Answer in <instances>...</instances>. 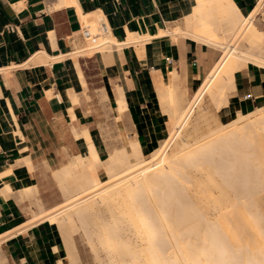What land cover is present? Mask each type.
<instances>
[{
	"label": "crops",
	"instance_id": "crops-1",
	"mask_svg": "<svg viewBox=\"0 0 264 264\" xmlns=\"http://www.w3.org/2000/svg\"><path fill=\"white\" fill-rule=\"evenodd\" d=\"M57 1L0 0V235H3L0 258L3 264L64 261V247L57 228L46 218L32 220L25 214L24 200L19 199L17 191L24 196L29 195L25 194L28 187L33 189L31 192H37L40 168L54 165L62 154H80V138L84 145L92 143L100 158L106 156L109 139L97 125L99 120L92 100L96 90L102 89L110 99L108 120L111 127H116L118 142L136 140L142 156H147V150L160 143L170 126L167 112L174 109L173 97L191 93L199 75L208 70L206 65L215 57L202 44L164 33L173 20L183 15L190 28L184 33L194 32L192 14L185 12L186 0H72L56 6ZM231 2L245 17L253 12L254 15L264 3L257 8L258 0ZM97 11L103 14L115 41H125L128 30L146 38L103 55L72 56L70 53L80 40V19L84 21V15L94 18ZM219 22L229 30L218 16L216 27L208 28L207 34L202 35L204 38L198 39L214 37ZM40 52L46 54L43 61L35 60ZM170 73L175 79H171ZM155 80L165 86L164 99L158 96ZM233 82L223 108L244 113L264 106L263 66L247 61L235 71ZM198 87L199 84L195 90ZM118 88L126 107L115 118ZM71 97L76 100L72 101Z\"/></svg>",
	"mask_w": 264,
	"mask_h": 264
},
{
	"label": "bare ground",
	"instance_id": "bare-ground-1",
	"mask_svg": "<svg viewBox=\"0 0 264 264\" xmlns=\"http://www.w3.org/2000/svg\"><path fill=\"white\" fill-rule=\"evenodd\" d=\"M71 1L72 0H58L55 3V5L60 6L64 3L71 2ZM263 1L264 0H258L257 8L263 3ZM185 2H186L185 12L190 11L193 17V21H194V32L192 31L193 33H191L190 35L197 39L198 38L203 39L204 37H202V35L207 34L208 28L214 29L216 27V19L218 16L222 18V20L229 26L228 28L230 29V31L233 33L232 30L236 29L237 26L242 24L244 20L246 21L250 19V17L254 13L253 12L250 15H248V17H245L237 9V7L231 2V0H186ZM83 19L85 22H87V25H90V27L87 28V30L90 32V34L88 33V35H90L88 36V39L90 38L91 40L94 41L93 43H91L93 45L90 46L93 49L96 48V49L105 50L104 48H106V50H109L108 47L110 46L109 44L111 43L118 46V48H121V46L123 45L135 43L139 38H146V36H141V35H138L137 33L130 32L128 30L125 41L123 40V42H117L111 37V33L107 25H106V28L108 30L106 29L107 30L106 34L103 35V32H102V35L101 36L99 35L98 37V35H95V28L93 26L96 24L98 20H101V21L102 19L105 20L103 14L100 11H97L95 13L94 18L90 17L89 15H84ZM97 25H96V28H97ZM252 31H254V29ZM96 34H98V32ZM50 36L52 35L50 34ZM208 40L210 42L211 39H207L206 41ZM230 46L228 45L229 48L227 49V53L225 51V53L222 54V56L215 62L214 66H212L211 69L207 71L206 75L204 76L203 82L200 84L198 89L195 90L190 100V103L188 105L189 107L184 112H182L180 115L175 116L173 129L169 132L167 139L160 146V148L154 150L151 153L149 158H146V159L143 158L141 148L139 147L138 142H136V140L129 141V151H130L131 156L125 155L122 152L121 154H114L111 157H108L107 159H102L98 156V154L94 151L92 143H88L87 145H84L81 148V153L78 154V156L74 157V162L71 165V167L72 166L80 167L82 172L83 171L87 172L86 175L83 174L76 179L77 180L76 181L77 186L75 187L76 192H73L71 190L68 191V189H66V191L63 192V196L65 197L64 199L65 203H62L63 206L62 205H61L62 207L59 206L60 208L51 207L47 210H43L40 203H37L39 207V211L38 213H36V215L33 214L34 216H32V220L35 219L36 217L38 219L46 218V219L51 220L52 223H54L55 225H58V223H61L64 226L70 227V229H72V227H74L73 225H75L74 219L76 217L78 219V222L80 221L81 225L85 229L86 226H89L88 222L89 224L91 223V221L89 220L90 219L89 216L92 213V209H93L91 203H93V200L97 196L96 194L87 196V194L82 195V193L86 191L87 189H89L90 187L96 186L100 184L101 182H103L98 177L99 170H103V173L106 174L107 176L106 178L109 179V181L106 179L108 181L107 185L109 186L115 185L114 187L116 188L114 191V195L119 196L121 198V204H119L117 207H114L115 206L114 203L108 204L107 212L109 215L107 213H103V215L101 214L103 218H104V214L105 215L107 214L106 216L110 217L109 220L111 221L112 219L111 222H113L114 224L110 226L107 223L108 220L106 219V217H105L106 222H104L103 218H100L101 223L102 222L104 224L107 223V225L105 224L104 227L107 226L108 230H105L106 227L104 228L103 223H102V227L100 228L99 231L104 230V232L107 231V233L105 232V234H103V232L101 231L102 233L99 232L100 235L98 234L99 236H101V234L102 236H105L107 234L106 237L109 238L110 236V240L114 239V241H112L113 244L112 243L111 244H112V247H115L113 251L118 256V258H116L117 261L115 260L116 264H142L143 263L142 261H144L145 264H202L201 261H203V258H202L203 256L201 255H204L205 257L206 256L212 257L213 253L217 249H219V251L222 254H224L226 252L224 249L226 245H230V246L232 245L234 247V250H231V252L233 251L232 252L233 258L231 257L232 258L231 260L236 261L237 259H239V256H235L236 254L241 253L240 256L241 257L243 256L241 258L242 261H240L241 259L238 260L240 261V263L238 264H264V223H261L264 221L263 220L264 218L263 219L259 218L261 217L259 215L261 213L260 211L257 212L255 210L257 209L254 206L256 203L253 204L254 208L251 207L253 210L248 208V206L250 205L249 203L250 199H252V197L250 198L249 195L248 196L250 199L246 197L249 200L248 204H246L247 202H245L244 205L242 204L239 206V203H240L239 202L237 206L235 202L236 200L238 201L239 198L241 199V197L239 196L242 193H240L239 195H234L236 197L238 196L239 198H236V200L233 199L235 202H232L229 204L227 202L226 204H224L228 207L225 213L223 211L225 210L224 208L222 210V213L218 212L219 216L217 214L216 219L213 222L210 219H208L209 217H206L207 219L205 218L204 214L206 213L207 210L204 213V208H203V211H200L199 209L200 212L199 211L197 212L203 216L199 214L197 215V213H195L197 215L195 219L194 218L195 215H193L194 210H191V206H193V204L185 200V199H188L187 197L189 196L187 195L186 184H185L186 183L185 181H187L186 180L187 178L185 177H187V174H189L188 168L192 166L199 167V165H203L206 163L208 164L209 162H207V160H209L210 157L212 158L216 157V156H212L213 154H219L220 158L224 157L222 159H218L219 157H216L215 161H213L215 162V164H212V165L211 163L213 162L211 161L213 159L211 158L212 160L211 161L209 160L210 164H208V166L210 168L208 167L207 168L210 169L211 172L210 170H208L207 172L211 174V177L213 175L214 180H215L214 178L215 174H213V171H215L216 173V170L218 169V167H220V169L222 168L221 170H224L225 168L227 169L229 166L226 167V165H228L229 162L231 164V165L229 164L230 167L233 165L232 169H230V167L227 169L229 173L224 170L225 172H227L228 175L224 173V171L223 172L219 171V172H222V175L226 174L227 176L226 175L225 176L228 178L229 176H231L230 178H232V176H235L236 174L237 178L242 179L241 178L242 173L248 176L250 170L251 172L253 171V173H255L254 171L255 168L253 166L254 164L251 163L252 161L249 162L248 164V161L250 160V159L248 160V158H250L249 154L254 153L255 151L249 152L248 149L251 147L250 145H253V144H258L259 148H264L263 138H262L264 136L263 135L264 134V107L257 108L256 109L257 113L255 114H253L255 111L254 112L251 111L252 115L251 114L249 115L247 113L244 114V115H248L249 116L248 118L246 117L242 118L241 115H239V117H237V119L239 118V120H236V121L234 120L232 121V119L229 120L232 122L229 123L227 127L224 125L225 127H223V129L221 130L219 129L217 132H213L215 133L214 137H212L213 133H212V136L209 135V137L211 136L210 139L208 137L206 139L205 138L198 139V140H195L192 144L191 143L185 144L186 142L184 144L176 143L175 147H173L171 151L166 154V150L169 144L176 137L180 138L181 136L180 132L182 128L184 127L186 120L188 119L189 115L192 113L195 106L202 100L204 94L206 93L209 94L213 102H215L216 104H220L224 102L228 103V100H229L228 92H230L229 89L233 88L234 86L233 74L235 70L238 69L240 66L238 59L240 58H243V60L254 59L260 64L264 65V59L262 58L257 59V57L256 58L249 57L247 53H244V52L236 53L235 49H233V47H230ZM85 49L89 50V47L87 48L84 47L82 49H74L72 50L71 53H74L76 55L78 54L81 55L80 52L78 51L85 50ZM40 53L37 54V56L35 57V60L43 61L46 59V58L44 59L46 54L43 53V55L45 54V56H43L42 52ZM64 57H66V55ZM156 80H155V87L157 89V93L160 94L158 96L162 95L161 97H163L164 99L167 96V93L165 96V91H166L165 86L160 82L162 81V79L160 81H156ZM115 99L117 102V106H116L117 113L122 112L125 109L126 104L121 94L120 88L118 91V96ZM160 100L162 102V98ZM168 115L171 116L170 114ZM244 115L242 114V116ZM240 118H242L243 121ZM255 141H258V142H255ZM182 142H184V139L182 140ZM254 149L255 148H253L252 150ZM231 154L232 155L234 154V155L232 156ZM241 154L243 155L241 156ZM226 155L228 158L226 157ZM235 155H237L236 156L237 158L235 157ZM243 156H246V158ZM238 158L241 162L242 161L243 162L242 164L240 162V165H241L240 166L241 168L239 167L240 169L237 166L235 167V169L237 168L236 169L238 171L237 173V171L233 169H234V165H237L236 161L239 162ZM217 159L219 160L220 164L219 163L217 164V161H218ZM224 159H225V162H224ZM226 159H228L229 161L227 162ZM221 160L222 162H220ZM226 162L227 164H225ZM71 167L69 165H65L57 169L56 172L54 171L55 177L57 178L59 183H62V184L67 183V177L71 176L72 174ZM244 167L246 168V170H244ZM203 168H204V165H203ZM230 171H232L231 172L232 174H230ZM219 172H217L218 176L221 175ZM234 172L235 174L233 175ZM250 174L252 175V177L251 175L250 177L248 176L249 179L250 178L253 179V175H255L256 173L255 174L250 173ZM246 175H243L242 177ZM218 176L216 177V179L219 178ZM225 176H221V178L224 177L222 179L223 180L226 179V182L225 180L223 183H221L222 181L220 182L224 188L225 186L227 187L228 183L229 185L232 184L230 180L233 181L236 178V177L235 178L233 177V179L228 180V178H225ZM256 178L258 179V177ZM222 179H219V180H222ZM244 180H245V177H244ZM238 181L236 180V182ZM254 181L255 180H253V182ZM210 183L212 182H209V184ZM224 183H226V185H224ZM241 183H243L242 180L240 184ZM217 184L218 186L220 185L219 182H217ZM232 185L234 186V184ZM238 185L239 184H237V186ZM242 185L240 187H242ZM33 186H35L34 183L32 184V187ZM214 186H216L217 188V185H214ZM233 186H229V188L227 187L229 191H231V189H234V190L236 189L234 188L236 185L234 187ZM230 187H233V188H230ZM188 188L189 187L187 186V190ZM218 188L219 190L220 188L223 189L222 187H218ZM212 190H209V191H212ZM243 190H246V189H243ZM102 191L103 189L100 190V192H98L97 195L101 194ZM205 191L208 192L207 190L204 189L202 190V194ZM237 191L236 193L238 194L239 191L238 192ZM226 192L227 191H225V194L223 195L224 198L227 197ZM222 193H224V191ZM232 193H235V191H232ZM204 195H208V194L206 193ZM244 195L247 196V194H243L242 197ZM200 197L202 196L200 195ZM192 198L190 197V199ZM252 202L253 201H251V203ZM218 203L215 202L214 206L215 204H218ZM224 205L223 207H226ZM221 206L222 205L220 204V207ZM220 207L219 209H221ZM195 208L197 209V207H194V209ZM254 211L255 213H258V214H254ZM123 214L127 215V217L132 220V223H133L132 226L126 225V226L121 227L115 224L117 223L116 219L118 215H123ZM188 214H192L193 216L191 217V215H189L190 217L187 218ZM190 218L195 219V220L192 219L194 220L193 223L190 222L192 221ZM189 219H190L189 221L190 223L186 225V222ZM130 228L135 230V232L133 231L134 233L137 232L138 234H142L139 236H142L143 239L141 238L140 240V237L138 236L139 241H140L139 243H137L138 241L135 242L136 240H134V242H131L132 238H130L129 235H132V234H128V233H131ZM198 230L201 232L199 235L197 233ZM255 230L259 231L258 233L256 231V235H258L259 233L260 234H259V239L257 238L258 237L257 236L254 241V239L252 240L251 238V234H254ZM90 232L86 234H89ZM137 233L135 235H137ZM247 233H250L249 234L250 236H247L248 235ZM2 237L3 235H0V241ZM252 237L254 238L255 235H253ZM89 238L91 239V237ZM246 238H248L247 243H246L247 241ZM105 240L107 243V240L109 239L106 238L104 239V241ZM141 241H143V243ZM114 243H116L117 245H115ZM245 243H246L245 245L246 248L244 247L245 251H243L242 247L244 246ZM69 248H70L69 245L66 246L65 248V257H66L65 260H67V263L65 264H72L73 258L75 259V257H73L71 260V254H70ZM235 248H237V252ZM242 252L244 254H242ZM206 260L207 259H205V261ZM227 260L228 259L224 257L222 259V262H220V264H227ZM59 264H64V263L62 262V260H59ZM228 264H231V262L230 263L228 262ZM233 264H237V262L235 263L233 262Z\"/></svg>",
	"mask_w": 264,
	"mask_h": 264
},
{
	"label": "rangeland",
	"instance_id": "rangeland-1",
	"mask_svg": "<svg viewBox=\"0 0 264 264\" xmlns=\"http://www.w3.org/2000/svg\"><path fill=\"white\" fill-rule=\"evenodd\" d=\"M242 14H244V13H242ZM248 20H249V22H248ZM248 20H246L247 22L244 20L242 22V24H240L239 26H237L236 29H234V30L231 29L233 31V33L230 31V29L228 30L229 32L226 30L227 27H226L225 24L223 25V23H219V25H218V27L216 29V32L217 33H216V35L214 37H212V36L210 37L211 38L210 42H209V40L208 41L199 40L197 38H194V37H192V36L184 33L186 31L190 30V28L186 24V17H185V15H183L181 18H178V19L173 20L172 26H170L169 29H167L164 32V33H169L172 36L174 35V36H177V37H180V38H187L188 40H190V41H192L194 43H197V44H202L205 48L213 51V53L215 54V57H214V60L211 63H209V64L206 65V67L208 68V70L205 69V70H203L201 72V74L199 75L198 80L196 81L195 87H194V89H193V91L191 93H189L188 95H183V96L181 94H178V95H175L173 97V101H172L173 104L171 106L174 109L168 111V114L171 115V116H169V120H168L170 122V126H168L166 128V133H165L163 139L160 141V143L154 145L153 147H151V148H149L147 150V154L148 155L147 156H143L144 159L149 158L150 155H151V153L154 150L160 148V146L167 139V137L169 135V132L173 129V124H174L175 116L176 115H180L182 112H184L189 107L188 105H189L190 100H191V98L193 96L192 94H193L195 88L198 86V84L200 86V84L204 80V76L206 75L207 71H209L211 69V67L214 66L215 62L219 59L220 55L221 54H224L225 51L227 53V49L229 48L228 45L230 46V44H231L230 47H233V49H235L236 53H239V52H242L243 53L244 52V53H247V55L249 57H254V58L257 57V59H260V58L264 59V42H263L264 39L262 37V35L264 36V24H263V20H264V3L256 11V13L254 15H252V17L250 19H248ZM100 21L101 20H98L96 22V24L93 26L95 28V35H98V37H99V35L100 36L102 35V32L101 31H100L101 33H99V31L96 30L97 29L96 28V25ZM102 21H105V20L102 19ZM80 22H81L80 40L78 41V44L75 47V49H82L84 47H86V48L89 47V50L88 49L87 50L85 49V50L78 51V52H80V54H85V55H89V54L103 55L104 53L110 52L114 48H117L118 49V46H116V45H114L112 43L109 44L110 45L108 47L109 50H106V48H104L105 50L91 48L90 46L93 45L91 43H93L94 41L91 40L90 38L88 39V36H90V35H87V36H82L81 35V30L83 28L82 26H85V27L87 26V28H89L90 25H87V22H85V21H83L81 19H80ZM246 23L247 24L249 23V24L247 25ZM223 26H225V27H223ZM244 26H246V27H244ZM253 29H254V31H252ZM241 30H242V32H241ZM97 32H98V34H96ZM239 32H240V34H239ZM88 33L90 34L89 31H88ZM105 34H106V32L105 33L103 32V35H105ZM260 34H261V36H260ZM255 35H256V37H255ZM98 37H96V38H98ZM260 37H261V39H260ZM215 39L218 40V41H216ZM78 52H77V54H78ZM83 52H85V53H83ZM71 55L72 56H75L76 54L71 53ZM238 61L240 63V66L235 71L239 70L241 67H244L247 61H251L253 63L258 64L259 66H263L264 67L263 64H260L259 62H257L254 59H246V60H243V58H240V59H238ZM234 74H235V72H234ZM170 77H171V79H175L171 75H170ZM231 89L232 88H230L229 91ZM118 91H119V88L117 89V93L115 95V98L118 96ZM85 98L88 99V96L85 95ZM228 99H229V92H228ZM71 100L72 101H75L76 99L74 97H71ZM92 100L94 101V105H95V108H96V111H97V117H98V120H99L98 123H97V125L99 126V128L101 129V131L109 139V147L107 149L106 156L104 158H102V159H107L108 157H111L114 154H121L122 152L125 155L131 156L130 151H129V141H131V139L127 140L126 142H124L122 144H120L118 142V136H117V133H116V127L115 126H112L111 127L110 124H109V120L108 119H109V115L111 114V108H110V99L107 96V94L102 89H98V90H96V93L93 96V99ZM226 103L224 102V103L216 104L215 102H213V100H212V98L210 97L209 94H207V93L204 94L202 100L195 106V108L193 109L192 113L189 115L188 119L186 120V123L184 124V127L182 128V130L180 132L181 133L180 138L179 137H176L177 139L175 138L169 144V146H168V148L166 150V154L169 153L173 147H175V144L176 143L184 144L186 142L185 144H188V143H191L192 144L195 140H198V139H204V138L206 139L207 137L210 139V137L212 136V133L213 132H217L219 129L221 130L225 126L227 127V125H229V123H231L233 120L234 121L239 120V118L237 119V117H239V115H241L242 118L243 117L244 118L245 117L248 118L249 116L248 115H244V114L247 113V114L250 115L252 113L251 111H247V112H244V113H241L240 111L229 112L227 110V108H223L226 105ZM199 106H201V107H199ZM262 107H264V106H261V108ZM257 108H260V107H257ZM257 108H255L254 110H252L253 112L255 111L253 114L257 113V111H256ZM121 114H122L121 112H118L117 113V111H116L115 118H118ZM242 114L244 116H242ZM242 118H240V119L243 121ZM113 119H114V117H113ZM231 119H232V121H229ZM209 135H211V136L209 137ZM214 135H215V133H213V136L212 137H214ZM262 138H263V144H264V136ZM183 139H184V142H182ZM78 141H79L78 149H79V152H80L81 151V148L84 146V142H83L82 138H80ZM255 142H258V141H255ZM250 146H251L250 148L248 147L249 148L248 149L249 152H253V151H255V152L249 154V157L250 158L247 157L248 160L250 159L248 161V164H249V162L252 161L251 163L254 164L253 166H254L255 170L252 169L253 166L250 169L254 170L256 174L253 173V171L251 172V170H250L248 176L250 177V175H251L250 173L255 174V175H253V179L252 178L249 179V177L246 174H243L242 172H241L242 173V176L243 175H246L247 176V177L244 176L245 177V180H244V177H242V176H241L242 179L237 178V175L235 174V172L233 173V175L235 174V176H232V178H230L231 176H229V178L226 177L228 175L227 172L229 173V171L227 169L231 165L230 162H229L230 165L229 164L226 165V167L227 166H229V167L227 169L226 168L224 169L227 172H225L224 170H221L222 168L220 169V167H218V169L216 170V173H215V171H213V174H215L214 175L215 180L217 182H219V184H220L218 186L217 182L213 179V175L211 177V174L209 172H207V171L210 170V169H208V168H210L208 166V164H210V161L212 159L213 160L211 162L215 161L216 157H219V154H213L212 156H216V157H213V158L210 157V159H209L210 161L207 160V162H209V163L208 164L207 163L206 164H203L205 169L203 168V165H199V167L198 166H195V167L192 166V167L188 168L189 169L188 170V173L189 174H187V177H185V178H187L186 179L187 181H185L186 182L185 183L186 184V192H187V195H189L191 198L192 197L193 198L190 199V197L188 196L187 198L189 200L188 199H185V200L188 201V202H191V204H193V206H191V210H194V212H193L194 214L193 215H195V217H194L195 219H196V216L199 214V213H197L199 211V209H200V211H203V208H204V213L207 210L206 213L204 214L205 218L206 217H209L208 219H210L213 222L216 219L217 214L219 216V213L218 212L222 213V210L224 208H225V210H223V211L225 213V211H226V209L228 207L226 205H224V204H226L227 202H228V204L229 203H232V202H235L233 199L236 200V198H239V197H241L242 200L240 198L238 199V201L236 200L235 203L237 204V206H238V203L239 202H240L239 203V206L242 205V204L244 205L245 202H247L246 204H248V202H249V200H248L249 196H250V198L252 197V199L249 198L250 199V202H249L250 205L249 206L247 205L248 208L249 209L254 208L253 207V204L256 203L254 206L257 209H255V210L257 212L260 211V213H261V214H259L261 216L259 218H262V219L264 218V148H259L258 147L259 146L258 144H253V145H250ZM253 148H255L256 150L255 149L252 150ZM62 155H63V157L60 158V159H58V160H56L54 165L48 166V165L45 164L43 167L40 168V172L41 173L38 176V183H37L38 191L37 192H31L30 189L27 188L29 191L27 189H25V194H29V195L28 196H24L23 194H21L19 192V190L17 191V193L19 195V199L20 200H24L23 212L25 214H29L30 218H32V216H34V215H36V213H38V211H39V207L37 205L38 202H41L42 203L41 205H42L43 208H50V207H56V208L58 207V208H60V207H62L63 206L62 203H65L64 202L65 197L63 196V192L66 191V189H68V191L71 190L73 192H76V190H75V187L77 186V183H76L77 180L76 179L78 177H80L81 175H83V174H85V175L87 174L86 171H83L82 172L81 171V168L78 167V166H72L71 167V165L74 162V157L78 156V154H62ZM242 155L243 154H241V156ZM236 156L237 155H235V157ZM246 156H243V157L246 158ZM226 157H227V155H226ZM222 158H224V157H222ZM222 158L219 157L218 159H222ZM231 159H230V161H231ZM226 160H227V162L229 161L228 159H226ZM233 160H234V158H233ZM238 160H239V158H238ZM220 162H222V160ZM224 162H225V159H224ZM227 162L225 164H227ZM233 162H235V161H233ZM236 162H237V165H234V169L233 170H236L237 169V168L235 169L236 166L238 168L241 166L240 165V162H241L240 160H239V162L238 161H236ZM242 162H241V164H242ZM218 163H219V160L217 161V164ZM212 164H215V162L211 163V165ZM65 165H69L71 167L72 174H71V176L67 177V183L66 184H62V183H59V181L55 177V174L54 173L57 171V169L65 166ZM232 166L230 167V169H232ZM250 166H251V164H250ZM242 168H243V166H242ZM244 170H246L245 167H244ZM219 171H222V172L224 171V173H226L227 175L226 174H225L226 176L225 175H222V172H219ZM210 172H211V170H210ZM217 172H219L221 175L218 176V173ZM231 172L232 171H230V174H232ZM237 173H238V171H237ZM188 176H189V178H188ZM217 176L219 178L216 179ZM221 176H225V178H228V180L233 179V177L234 178L236 177L233 181L230 180V182H232V184H234V186L236 185L235 187L232 184L231 185H229V183L227 184V187L228 188H229V186H233L236 189L235 190L234 189H231V191H229V189L226 186L224 188L221 183H223L224 180L226 182V179L223 180L222 178H224V177L221 178ZM254 176L258 177V179L256 177H254ZM98 177L103 182H101L100 184H98L96 186L90 187L89 189H87L86 191H84L82 193V195L83 194L84 195L87 194V196H89V195L96 194V196H97L93 200V203H91L93 209H92V213L89 216V218H90L89 220L91 221L90 224L88 222V225L89 226H86V228L84 229V227L81 225L80 221L78 222V219L76 217L74 219L75 220L74 221L75 225H73L74 227H72V229H70V227L64 226L61 223H58V225H55L54 223H52L57 228V230L59 231V235L61 237L62 243L64 242L63 243L64 255H65V248H66V246L69 245V247H70L69 248V251H70V254H71V260H72L73 257H75V259L73 258V260H72V264H111V263L112 264H116L115 260L117 261L116 258H118V256L116 255V253H114V251H113L115 247H112V244H113L112 241H114V239L113 240H110V236H109V238L106 237L107 234L105 236H102V234H101L102 237L99 236L100 235L99 232L102 231V230L101 231H99V230L102 227V223H103V222L101 223L100 218H103V216H102L103 213H107L108 214V212H107L108 204L114 203V205H115L114 207H117L119 204H121V198L119 196L114 195V191H115V188H116V187H114L115 185L114 186L107 185V182L109 181V179L106 178L107 176H106V174L103 173V170H99ZM251 177H252V175H251ZM188 179H190L191 181L188 180ZM219 179H222V180H219ZM238 179H239V181H238ZM246 179H248V180H246ZM236 180L239 183L236 182ZM241 180H242L243 183L240 184ZM253 180H255V181L253 182ZM207 181H208V183H207ZM209 182H212V183H210L212 186L209 184ZM252 182H253V184H252ZM237 184H239V185L237 186ZM214 185H217V188L218 187H222L223 189L220 188V190H219V188L217 189L216 186H214ZM224 185H226V183H224ZM241 185H242V187H240ZM254 185H255V187H254ZM187 186L189 187L188 190H187ZM245 186H246V188H245ZM210 187H211V189H210ZM233 187H230V188H233ZM242 188L243 189H246V190H243ZM102 189H103V191L101 192V194L97 195V193L100 192V190H102ZM204 189L207 190L208 192L205 191L202 194V190H204ZM237 189L239 191L238 194L236 193ZM209 190H212V191H209ZM223 191H224V193H222ZM225 191H227L226 192V194H227V197L226 198H224V196H223L225 194ZM232 191H235V193H232ZM206 193L208 195H204ZM240 193H242V194H240ZM239 194H240L239 197L238 196L237 197L234 196V195H239ZM243 194H247V196L244 195L245 197L244 196L242 197ZM198 195H199V197H198ZM200 195L202 197H200ZM230 197H232V198H230ZM246 197H248V198H246ZM208 201H210V202H208ZM213 201H214V203L215 202L218 203V201H219V203L222 206L220 207V204L219 203H218L219 205L218 204H215V206H214ZM251 201H253V202L251 203ZM223 205L226 206V207H223ZM194 207H197V209L196 208L194 209ZM219 207L221 209H219ZM195 210H197V211H195ZM195 213H197V215ZM254 214H258V213H255V211H254ZM106 215L104 214V218H103L104 219V222H106L105 220L107 219L109 221V222L107 221L108 225L112 226L114 224L113 222H111L112 219L110 221L109 220L110 217H108ZM189 215H191V217L193 216L192 214H188L187 215V218L190 217ZM199 215H201V214H199ZM201 216H203V215H201ZM105 217H106V219H105ZM194 218H190V219L192 220ZM103 219H101V220H103ZM190 219L186 222V225H188V223H190V222L193 223V221L195 220L194 219V220L190 221ZM116 220H117V223H115V224H117L118 226H121V227L126 226V225L132 226V224H133L132 223V220L130 218H128L127 215H124V214L123 215H118V217H117ZM49 221L52 222L51 220H49ZM107 223H105V224L107 225ZM261 223H264V221L261 222ZM105 224L103 223V227H104ZM105 227H104L105 230H108L107 229V226H105ZM87 228H88V230H87ZM97 229H98V231H97ZM131 229L132 228H130L131 233H128V234H132V235H129V237L132 238L131 239V242H134V240H136L135 242L138 241L137 243H139L140 242L139 241V237H140V240L142 238V236H139V235H142V234H138L136 232L137 235H135L136 234V233H134L135 230H133V229L131 230ZM90 230H91V232H90ZM256 231L257 230L254 231V234H251V238H252V240L254 239V241H255V239H256L257 236H258L257 238L259 239V234L260 233L258 235H256ZM88 232H90L89 234H91V235L86 234ZM102 232H103V234H105V232L107 233V231L104 232V230ZM258 232L259 231H257V233ZM197 233L199 235L201 232L198 230ZM247 234H248L247 236H250L249 235L250 233H247ZM253 235H255L254 238L252 237ZM131 236H133V237H131ZM135 236H136V238H135ZM89 237H91V239ZM105 237L107 239H109V240H107V243H106V240L104 241V239H106ZM100 238H102V239H100ZM246 239H247V241H246V243H247L248 242V238H246ZM254 241H252V242H254ZM141 242L143 243V241H141ZM246 243L242 247L243 248V251H245L244 250V247H245ZM114 244L117 245L116 243H114ZM230 247H232V248H230ZM224 249L226 251L224 254H222L219 251V249H217L213 253V256L212 257H207V256L205 257L204 255H201V256H203L202 257L203 258V261H201L202 264H206V263L207 264H218V262L220 264V262H222V259L224 257H226L228 259L227 260V264H228V262L229 263L231 262V264H233V262L234 263L237 262V264H238V263H240V261H242L241 258L243 256L242 257L240 256L241 253L235 255V256H239V259H241L240 261H238L239 259H237V258H236L237 260L235 259L236 261L231 260L233 258L232 257L233 256V254H232L233 251L231 252V250H234V247L232 245L231 246L230 245H226L224 247ZM235 249H236V252H237V248H235ZM218 251H219V253H218ZM229 253L231 254V256H230ZM242 254H244V253L242 252ZM216 256H217V258H216ZM229 256H230V258H229ZM245 256H247V255H245ZM111 257H113L114 259L111 258ZM204 257H205V259H207L206 261H205ZM65 259H66V257H64V261H62L64 264L67 263V260H65ZM111 259H113V260H111ZM142 262L144 263V261H142ZM0 264H3V261H2L1 258H0Z\"/></svg>",
	"mask_w": 264,
	"mask_h": 264
},
{
	"label": "built area",
	"instance_id": "built-area-1",
	"mask_svg": "<svg viewBox=\"0 0 264 264\" xmlns=\"http://www.w3.org/2000/svg\"><path fill=\"white\" fill-rule=\"evenodd\" d=\"M82 30H81V35L82 36H87L88 35V32H87V27L85 26H82ZM97 31H101V32H105L106 31V23L104 21H100L98 23V26H97Z\"/></svg>",
	"mask_w": 264,
	"mask_h": 264
}]
</instances>
